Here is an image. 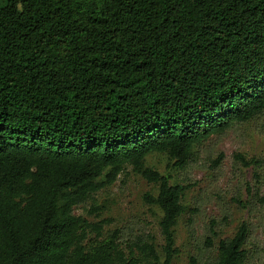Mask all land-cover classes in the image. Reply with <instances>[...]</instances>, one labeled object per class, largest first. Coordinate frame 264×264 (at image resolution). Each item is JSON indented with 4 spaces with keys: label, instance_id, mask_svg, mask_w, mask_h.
I'll list each match as a JSON object with an SVG mask.
<instances>
[{
    "label": "trees",
    "instance_id": "16d2710c",
    "mask_svg": "<svg viewBox=\"0 0 264 264\" xmlns=\"http://www.w3.org/2000/svg\"><path fill=\"white\" fill-rule=\"evenodd\" d=\"M261 116L264 0H0V264H172L187 188L147 157L186 170ZM127 166L158 187L164 257L75 213ZM250 234L210 264H249Z\"/></svg>",
    "mask_w": 264,
    "mask_h": 264
},
{
    "label": "rangeland",
    "instance_id": "374dc122",
    "mask_svg": "<svg viewBox=\"0 0 264 264\" xmlns=\"http://www.w3.org/2000/svg\"><path fill=\"white\" fill-rule=\"evenodd\" d=\"M194 161L181 170L166 154H152L146 167L187 188V213L176 229L178 255L172 264H210L211 248L219 239L232 238L243 223L250 227L247 245L249 264H264V116L236 125L222 136H213L194 151ZM252 160L261 161V168ZM107 173L99 181L105 186L76 215L90 223L104 224L106 234L121 231V241L139 234L156 237L163 256L159 232L162 216L144 196L158 194L132 166H127L113 184ZM210 239V243L207 241Z\"/></svg>",
    "mask_w": 264,
    "mask_h": 264
}]
</instances>
